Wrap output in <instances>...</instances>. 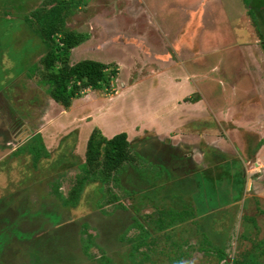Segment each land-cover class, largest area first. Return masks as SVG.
<instances>
[{
  "label": "rangeland",
  "instance_id": "1",
  "mask_svg": "<svg viewBox=\"0 0 264 264\" xmlns=\"http://www.w3.org/2000/svg\"><path fill=\"white\" fill-rule=\"evenodd\" d=\"M217 1L208 0L209 3ZM222 1L227 4L226 0ZM238 1L243 14L241 23L245 22L249 31L256 24L264 35V25L258 27L259 21L255 18L259 14L264 22V0H248L250 4ZM251 3L254 15L249 13ZM203 4L206 6L205 0H0V96H10L15 109H31L27 117H22L25 126L11 137V149L30 143L31 138L25 135L27 131L30 134L47 121L51 125L61 110L60 105L50 99L47 86L41 81L46 74L42 59L49 48L39 36L37 29L40 26L33 15L44 14L57 5L63 28L84 36L85 40L70 52L71 63L90 58L101 62L116 61L123 67L117 79L96 91L98 97H103L115 94L121 75L124 77L127 71L131 74L130 83L139 78V73L151 72V64L143 63L146 60L143 49L153 50L156 44L163 52L167 40L173 37L174 31L180 30L176 29L177 25L186 30V16L178 12L183 11V6L194 9L191 17H195L199 27H204L203 22L214 17L219 27L224 23L229 29L227 32L231 31L233 35L234 18H229L225 12L232 11L233 5L229 2L226 7L218 3L216 10H206ZM207 24L209 28L210 23ZM157 26L164 27L165 31ZM239 33L244 34L243 29ZM250 38V42L258 43L254 37ZM224 48L214 56L222 59L220 73H226L229 78L236 58ZM111 64L116 65L115 62ZM257 80L258 87L263 80ZM258 94L263 104L261 89ZM89 95L91 92L84 89L78 105L87 107ZM232 96L223 95L221 90L220 104L236 103L247 94L238 89ZM129 97L132 100L124 119L129 122L148 117L147 110L139 112L150 105L143 102L146 95L138 96L133 91ZM132 106L138 107L139 113L134 112ZM20 112L23 114V110ZM45 112L47 115L43 117ZM255 112L259 118L264 116L261 109ZM114 115L108 114L106 119L110 120ZM84 117L81 116L79 124L88 120ZM150 124V121L138 123L135 130L141 131L142 125ZM113 129L116 128H105L104 131L108 133ZM145 129L152 130L150 127ZM69 130L70 127L64 132ZM87 130L88 127L83 130V135ZM210 130L219 141L215 140L213 145L221 146L214 159L221 166L214 165L212 158L206 163L207 175L219 177L217 185L199 182L193 186L191 179L182 182L181 177L188 171L175 160L178 161L179 155L184 158L185 152H191V161L197 160L199 150H203L205 144L197 141L202 134L199 129L191 130L194 133L172 131L169 136L155 134L159 143L156 140L145 142L143 146L132 143L139 157L127 161L119 173L111 172V178L105 183L88 181L76 207L63 206V197H67L75 186L85 159L86 140L82 139L80 147H75L77 126L60 138L59 147L51 150L48 158L36 165L26 151L11 153V158L0 163V192L11 193V241L0 248V264H131L140 254L141 259L146 255L142 259L145 264H231L217 260L214 254L217 247L226 251L228 259H247L253 255L264 264V254L254 246L264 237V146L254 161H247L252 155L250 148L264 138V125L258 124L253 129L254 142L247 145L229 144L227 138L236 139L235 127ZM243 146L245 150L241 149ZM226 162L232 164L230 169ZM115 175L118 183L112 178ZM195 177L201 179L199 175ZM190 211L193 215L180 225H173L168 231L158 228V221H166L168 214L169 221L173 222L183 219ZM38 233L42 239L39 235L37 239L33 236ZM45 238L50 240L45 242ZM139 239L143 244L138 247L137 254H132V245Z\"/></svg>",
  "mask_w": 264,
  "mask_h": 264
},
{
  "label": "crops",
  "instance_id": "2",
  "mask_svg": "<svg viewBox=\"0 0 264 264\" xmlns=\"http://www.w3.org/2000/svg\"><path fill=\"white\" fill-rule=\"evenodd\" d=\"M225 2L227 4L230 2L233 5V12L230 10L225 11L226 14L228 13L227 16L229 18H234L233 22H235V24L233 28H235V30L232 28L233 35L231 31H229V33L227 32L229 29H226L224 23L219 27L218 23H216L217 18L214 17H211L208 22H203L205 24L204 27H199L197 21L194 20L195 17H191V11L194 9L191 6H189V8H184L183 6L182 10L184 12L181 10H178V12H182V14L186 16V30L183 31L181 26L177 25L176 29L180 30L174 31L173 37L167 40L168 46L166 45L167 48H163V52L158 50L156 44L153 50L147 47L143 49L146 60L144 59L145 61L143 62L142 60V62L151 64L150 73H139V78L136 79L135 82L130 83L131 74L127 71L124 77L121 75L122 79L120 84L117 86V89H115V94H111V96L98 97L96 91L100 88H87L86 90L90 91L92 95H89L88 103H86L88 104L87 107H84L83 104L78 105L81 97L75 98L69 109H64L60 106V113L54 118L51 125H49L50 121H47L40 129L33 131V133L40 134L41 143L51 154L59 147L60 140L69 134L71 130H75L76 126L78 127V141L75 147H78V145L80 147L82 139L87 142L94 128H98L106 138H111L115 134L124 132L131 145L132 143L142 145L151 139L157 141L158 138H156L157 136L155 134L164 133V135L169 136L172 131H187L191 133V130L199 129L202 134L198 136L197 141L204 143L205 148L199 150L197 160L192 159L191 161V152H185L183 154V159L185 160L186 158L189 160L184 166L188 172L184 174L181 179H184L182 182H186V179H191V182L194 181L193 186L196 183L199 184V182L202 184L213 183L217 185L220 179L218 176L214 178L212 175H207L208 166L206 163H209L211 158L212 160L216 158L215 152L216 150H220L219 148L221 146L217 147L213 145V142L218 138L215 136V132L210 130V128L223 129L227 127L230 129L233 127L234 129L235 127L236 131L233 134L236 136L237 140L227 138L229 144L239 142V144L247 145L246 143L250 144V142H254V137L252 136L253 129L255 130L258 124L264 125V116L261 115L259 118V116H255L254 114L256 113L255 111L258 112L259 109L264 112V102L261 104L258 97V92L261 89V95L262 98H264V50L261 39L262 36L260 35L261 30H258L255 24L254 28L249 31L247 29V24H245V22L241 23L243 14H241L242 11L240 12V3L238 0H226ZM205 3L207 4L206 6L203 4V7L206 8V10L209 8L216 10L218 3L224 6L227 5H225L222 0L210 3L208 0H205ZM188 10H190V13H187ZM234 11L236 12L234 13ZM219 18H221L220 21H222V16H219ZM238 20L240 21L238 22ZM251 21H253L252 18ZM207 23H210L209 28L207 27ZM157 27L165 31L164 27ZM168 29L170 30V26ZM240 29H243L244 34L241 35V33H239ZM175 34L177 35L174 36ZM250 37H254L258 43L256 42L255 44L252 41L250 42L249 39H252ZM223 47H225L224 51H230V55L236 58L232 66L233 70L231 69L229 73L232 74V76L229 75V78L226 77V73H220L222 59L220 57L217 59L214 56L220 51V48ZM136 58L141 60L139 56ZM131 61L133 64L134 60H132V58ZM112 62L116 64L117 75L111 78L110 82L113 79H117L118 73H120L123 68L116 61H106L104 63L111 64ZM160 65H162V67H160ZM234 79L235 81L233 83L232 81ZM257 79L263 80V82L259 83V88L256 85ZM238 89L244 94H247V96H243L237 102L235 101L236 103L229 101L230 104L228 105L222 106L220 104L218 95L221 90H223V95L228 93L229 96H232L233 91ZM133 91L137 92L138 96L146 95V101L144 100L143 102L150 105H147L145 109H141L139 112L147 110L148 117L143 116L140 117L138 121L129 120V122H127L124 118H126V110L132 100V97L130 99L129 96ZM154 95H156L155 102L152 103ZM23 110L28 111L27 113L31 111L30 107L24 108ZM132 110L139 113L138 107L132 106ZM47 113L45 112L43 117H46ZM108 114L115 115L112 119L107 120L106 116H108ZM37 115H40V113ZM81 116H85L84 118L88 117V120H83L82 124H79ZM145 121L146 123L150 121L151 124L142 125L141 128L143 129L141 131H136L135 126ZM69 127L70 130L64 132L65 129ZM87 127V134L83 135L82 132ZM110 127L116 129L106 133L104 129ZM149 127L152 130L145 129ZM50 129L53 130L50 131ZM208 131L210 132L209 135H207ZM203 132H206V134ZM213 136H215L214 140L211 139ZM49 143L51 145H49ZM217 143H219L218 140ZM171 144L173 145V143ZM174 146L175 145H173V149H175ZM262 146H264V138L259 139L255 147H249L250 150L249 148L248 150L253 156L251 155V158L247 161H254L255 156L260 154L259 151H261L260 148ZM140 149L142 148L140 147ZM186 149L191 151L188 148ZM241 149L245 150L244 146L241 147ZM169 151L173 152V150ZM171 155L174 156L173 153H171ZM178 158H180V155ZM243 158L247 159L246 156ZM43 159L45 158L39 161ZM213 163L214 165L221 166V163L216 164V161ZM225 164L228 165L229 169L232 167L231 163L226 162ZM197 175L200 176V180L195 179ZM233 184L230 185L233 187ZM168 216L166 221H158L157 224L160 230L166 229L168 231L171 226H175L176 224L180 225V223L173 224V222L169 221ZM168 223L172 224L167 226ZM200 250L202 251V249ZM142 258H146V256Z\"/></svg>",
  "mask_w": 264,
  "mask_h": 264
},
{
  "label": "trees",
  "instance_id": "3",
  "mask_svg": "<svg viewBox=\"0 0 264 264\" xmlns=\"http://www.w3.org/2000/svg\"><path fill=\"white\" fill-rule=\"evenodd\" d=\"M244 2L250 4L248 0H244ZM250 7L249 13L254 15L253 3H251ZM33 16L35 17L36 23L40 26L37 29L39 36L49 48L47 54L42 59L46 74L41 81L47 86L46 90L49 93V97L64 109H69L73 99L80 97L84 89H96L103 85H108L111 78L117 75V68L113 66L114 64H107L90 58L80 59L74 63L70 62L71 50L80 45L85 38L79 32L75 33L63 28V18L60 15V8L57 5L52 6L44 14L38 13ZM255 18L259 21L258 27L264 25L263 19L261 20V15L257 14ZM26 21L31 24L29 18H26ZM260 35L262 36L261 39L264 48V35L262 33ZM20 151L29 153L35 165L40 159L48 158L50 155L41 143L40 134L34 135L30 143L18 148L15 154ZM84 155V163L80 165L82 173L77 176L76 184L69 190L68 196L63 197V206L76 207L83 192L84 185L88 181L105 183L111 178V172L119 173L120 170H124L123 166L127 161L139 157L135 147L133 148L127 140L126 133L120 132L111 138H106L98 128H94L91 131L86 142ZM115 176L112 178L118 183L119 180ZM58 196L62 197V194L59 193ZM192 215L190 211L183 219L173 221V224L181 223ZM171 224L168 223L167 226ZM245 236L246 234L244 233L243 237ZM142 244L143 242L140 239L137 243H133L132 254H137L138 247ZM254 246L255 250L264 254V237L258 243H254ZM205 252L207 253L209 251ZM214 252L217 260L226 263L263 264L256 260L253 255L247 259H228V255L224 249L217 247ZM145 256L143 255V257ZM142 259L140 254L139 257L136 256L133 259L131 264H145Z\"/></svg>",
  "mask_w": 264,
  "mask_h": 264
},
{
  "label": "flooded vegetation",
  "instance_id": "4",
  "mask_svg": "<svg viewBox=\"0 0 264 264\" xmlns=\"http://www.w3.org/2000/svg\"><path fill=\"white\" fill-rule=\"evenodd\" d=\"M21 110H19L18 108L15 109L13 105H11L10 96L7 97L6 94L0 96V163L2 161H5L6 158H11V153H15L13 151H16L18 148H20V147H17V148H14L13 150L11 149V137H15L16 132L18 133L21 127L25 126V123H24L25 121L22 120V117L23 118L26 117L28 115L27 113L28 111L23 110V114H22L20 112ZM36 134H39V133L31 132L29 134V131H27L25 135L28 139H30L32 138V136ZM177 160L178 161L175 160V162L179 163L180 165L183 164V166H185L187 162V161H184L183 157ZM4 166L6 167L7 165H4ZM172 168L174 169L176 167H172ZM46 234L48 233H45V235ZM38 235H39V238L42 239L41 233L34 234L33 236H35V239H37L36 237ZM50 238H45V242L50 240ZM9 241H11V193L6 194L5 190H3L0 192V248L3 246L9 245L10 244ZM6 248H8V246Z\"/></svg>",
  "mask_w": 264,
  "mask_h": 264
}]
</instances>
